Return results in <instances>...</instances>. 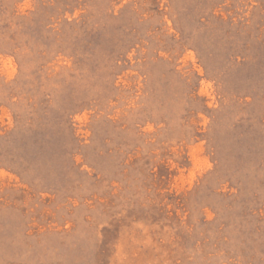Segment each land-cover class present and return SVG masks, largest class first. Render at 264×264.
<instances>
[{
  "label": "rangeland",
  "instance_id": "374dc122",
  "mask_svg": "<svg viewBox=\"0 0 264 264\" xmlns=\"http://www.w3.org/2000/svg\"><path fill=\"white\" fill-rule=\"evenodd\" d=\"M0 264H264V0H0Z\"/></svg>",
  "mask_w": 264,
  "mask_h": 264
}]
</instances>
